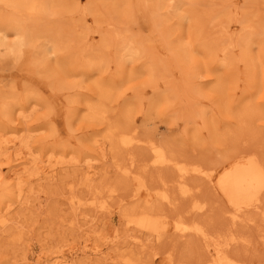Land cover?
<instances>
[{"label":"bare ground","instance_id":"obj_1","mask_svg":"<svg viewBox=\"0 0 264 264\" xmlns=\"http://www.w3.org/2000/svg\"><path fill=\"white\" fill-rule=\"evenodd\" d=\"M97 1L99 0H85L82 4L81 0H70V2L68 0H0L1 60L12 58L14 66L18 64V67H22L26 64L29 71H34L41 78L57 79L65 69H72L74 74L79 72L80 75H84L93 71L101 75L105 73V68L110 70V64H113L116 74L121 76L125 73L126 62L138 61L146 65V69L151 72L150 81L152 84L154 82V88L157 86L154 68L158 66V61L154 56L155 47L151 46L147 38L150 35L141 42L124 36L123 31L121 32L113 24L112 16H108L119 11L126 12L123 16L117 17L120 21L127 18L133 21L141 17L148 19V25L151 27L148 34L157 33L169 55L166 66L170 65L171 60L176 69L181 71V85L178 90L179 95L186 102L185 105L192 104L188 103L189 100H198L196 97L190 98L184 94L190 90V85L193 83L189 79L190 73L194 72L197 77L208 79L211 76L208 74L210 65L215 62L212 66L214 67L220 61L221 65H228L227 60L234 50L242 53L239 61H247V64L242 62L244 72L246 69L250 71L247 75L245 91L258 85L255 81L258 66L249 53L252 52L254 44L258 51H264V38L257 43L252 42L251 37H255L257 31L246 21L239 20L237 23L239 30L234 32L235 30L229 25L222 23H216L219 26L214 29L215 25L212 23L221 11L207 16L209 23L204 29L209 30L210 33L201 37L212 44L213 58L201 61L192 54L194 45L191 40L185 41L180 47L172 44L175 34L178 33L176 31L169 33L165 21L161 19V15L167 13L171 15L181 11L182 1L131 0L128 3L127 0L124 2L104 0L109 7H105L106 11ZM76 7L78 10L75 13L81 17L80 23H85L87 16H90L95 24L91 35L86 33L74 35L73 30H64L57 26V23L64 20L62 14L67 9L69 11V8ZM119 7L122 9L119 10ZM190 9L188 12H191ZM163 23H165L164 27ZM102 24H105V31L101 29ZM209 25L213 27L210 28ZM10 33L13 35L11 41ZM95 33L101 45L93 42ZM143 43L145 46H142ZM182 50L185 51L183 58L180 56ZM51 56L56 57L57 66L65 65L66 63H63L65 60L71 67L49 70L48 58ZM260 68H263L260 71L264 82L263 61L260 63ZM228 70V74L238 73L233 67ZM237 70L241 73L239 66ZM133 73L136 72L129 71L124 77L130 80ZM60 81L53 82L52 89L57 92L55 94L57 98L64 95V89L67 90L68 87L72 89V86ZM209 82L211 89L222 94L215 100L217 114H222L228 82L223 77H213ZM48 85L52 87L51 82H48ZM169 86L175 87L171 82ZM89 87L90 89L94 87L96 98L85 100L86 111L83 119L89 123L106 126L104 134L92 140L93 146L104 156L106 155L99 162L88 163L82 169H78L81 160L77 156L72 159L77 164L66 163L63 158H56L53 153H50V157H53L50 159L43 157L33 159L34 150L23 144L21 137L3 140L0 134V160L5 161L4 166L0 165V236L6 235L12 228L15 221L13 212L16 208L27 207L34 203L35 200L31 199L29 194L32 182L39 185L56 181L70 167H75L76 172L80 173L86 182L95 181L113 170L116 175L112 182L90 189L91 191L84 197L70 195L65 198V204L73 208V211L69 217L65 215L60 218L59 227L76 226L78 229L77 225L83 220L81 226H86L90 222L92 228L106 229L104 239L108 242L105 241L104 245L111 244L113 251L118 252V255L112 258L115 264H155V257H158L159 263L163 264H244L228 252L236 244L248 245L251 242L247 236L235 230L238 226L255 227L258 225L257 222H262L264 225V152L257 148L231 156L220 168H205L201 163L192 161L185 154L183 146L176 148L173 143L158 141L148 135H139L134 112L130 106H127L119 116L112 118L108 103L113 93L119 89L116 88L114 80L104 81L103 78H98L91 80ZM58 92H61L60 95ZM251 93L255 95L256 91ZM66 95L69 93L64 96ZM207 96L211 99L209 94L204 95ZM263 99L264 93L260 96V100ZM21 101L23 100H18L12 95L0 96V116L10 119L14 106ZM257 108L248 103L243 104L234 113L235 125L229 123L220 128L221 124L217 126V123L213 122L212 132L217 137L231 140L252 136L254 119L261 118L264 114V109ZM188 110V118H195L191 115V109ZM19 112L23 115L24 108H19ZM196 113L201 112L198 110ZM227 117L225 116L226 119ZM18 119L20 118H15L16 121ZM56 135L58 137L60 133ZM196 144L197 137L194 136L193 145ZM106 159L111 160L109 170L105 167ZM164 170L170 173L165 174ZM150 171L156 173L151 175ZM192 178L203 180L215 189L225 204V208L219 210L220 215L217 217L220 220L227 219L229 226L215 229L213 218L197 217L207 214L214 207L215 201L208 197H199L200 186L194 183ZM86 212L91 215L84 216ZM251 213L257 216H251ZM84 232L89 236L88 228H85ZM124 233H129L128 239ZM54 234L60 235L56 232ZM258 234L264 244V228L258 230ZM10 237L14 243L21 240L19 234ZM158 244L159 247L149 250ZM178 249L184 252L187 260L184 258L175 260ZM83 252L92 256V259L86 262L79 261L75 257L65 258L61 253L52 258L46 256L44 261L38 259L37 263H112L103 254V248L100 246L84 249ZM27 259L28 256L25 257V260Z\"/></svg>","mask_w":264,"mask_h":264},{"label":"rangeland","instance_id":"obj_2","mask_svg":"<svg viewBox=\"0 0 264 264\" xmlns=\"http://www.w3.org/2000/svg\"><path fill=\"white\" fill-rule=\"evenodd\" d=\"M81 1L82 4L85 2V0ZM122 1L124 2V0ZM129 1L131 2V0H127L128 3ZM178 1L183 3L181 11L174 12L171 15L169 13L161 15V19L165 21L169 33L174 31L178 33L175 34V40H172V44L180 47L185 41L189 42L191 40L194 45L192 54L201 61L213 58L211 57L212 44L205 41L201 36L210 33L209 30L204 29V26L209 23L207 16L218 11H221L220 15L212 23L215 25L214 29L219 26L216 23H222L229 25L236 32L239 30L238 21L244 20L253 25L257 31L255 37H251L252 42L257 43L264 38V0ZM97 2L104 8V11H106L105 7L109 8L106 1L99 0ZM101 6L100 8H102ZM189 8H191V12H188ZM118 9L121 10L122 8L119 7ZM77 10L78 7L75 9L69 8V11L67 9L62 14L64 20L57 23V26L64 30H73L74 35L80 33L91 35L95 24L90 16H87L85 23L82 21L80 23L79 19L81 17L75 13ZM125 13L115 11L113 15L109 14L108 16H112L113 24L121 32L123 31L124 36L132 37L139 42L149 38L148 41L151 46L155 47L153 49L154 56L158 61V66L154 68V75H157V86L153 88L154 82L152 84L150 81L152 78L151 72L146 69V65L138 61L126 62L125 73L121 76L116 74L113 64H110V70L105 68V73H101V75L93 71L80 75L79 72L72 73V69H65L57 79L54 77L41 78L34 71H29L26 64L18 67V64L13 65L12 58H5V60L0 58V96L8 97L12 95L17 97L18 100H23L14 106L10 119L0 116L2 139L12 140L21 137L22 143L27 144L28 147L34 150L33 159L39 157L50 159L53 158L50 157V153H53L56 158H63L62 160L66 163L77 164V162L72 161L77 156L81 160L78 169H82L88 163H97L101 158L104 159L106 155L104 156L101 151L93 146L92 140L104 134L106 126L89 123L83 119V114L86 111L84 109L85 100L96 98L94 87L92 89L89 87L91 80L103 78L104 81L114 80L116 88L119 87L108 103L112 118H116L127 106H130L134 112L135 125L139 135H148L158 141L173 143L176 148L183 146L185 154L192 161L201 163L205 168H220L231 156L250 152L257 148L264 152V114L261 118L254 119L253 135L245 139H222L212 132L213 127L211 126L213 122H216L217 126L221 124L220 128L229 123L235 125L233 123L235 121L234 113L245 103L256 106L257 109H264V99L260 100V96L264 93L263 75L261 73L263 68H260V63L264 62V51H258L256 44H254L252 52L249 53L258 66L256 77L259 82L255 80L258 84L256 87L245 91L247 75L250 71L246 69L244 72L242 62L247 64V61H239L238 59L242 53L240 54L239 50H234L227 60L228 65H221V61L214 67L212 66L215 62L210 65V73L208 74L211 76L208 79L199 78L194 72L190 73L189 79L193 83L190 85V90L184 94L186 97H196L198 100H189L188 103L192 104L185 105L186 102L179 95L178 90L181 85V71L176 69L171 60L170 65L166 66L169 55L161 43V38L157 33L148 34L151 29L148 25V19L142 17L135 21L130 18L124 19V21L117 19ZM204 13L206 15H203ZM180 16L183 17L180 18ZM165 23H163V27ZM150 24L152 25V23ZM102 26L101 29L105 31V24H102ZM209 26H211L210 28L213 27L212 25ZM147 35L150 36L147 37ZM93 36V42L99 43L98 35L95 33ZM12 39L13 35L10 33L9 40ZM99 44L101 45V43ZM142 46H145V44L143 43ZM180 56L182 58L185 56L184 50L180 52ZM56 62V57L51 56L48 58L49 70L71 67L68 61L64 60L63 63L66 64L63 66H57ZM237 66H239L241 73L237 70ZM230 67H233L238 73L228 74V68ZM198 69L201 71L200 68ZM129 71L136 72L133 73L130 80L124 77ZM213 77H223L228 82V91L224 94L223 99L222 114H217L215 104V100L220 98L222 94L211 89V85H209V81ZM54 81L72 86V89L69 87L67 89L70 91L64 89V95L66 93H69V95L61 96V92H58L60 98H57L55 96L57 92L52 89ZM48 82L52 83V87L48 85ZM169 82L173 83L175 87L170 88ZM255 91V95L251 93ZM78 92L81 94H77ZM205 94H209L211 99L209 96L204 97ZM22 107L24 108L23 115L19 112V108ZM189 108L192 112L191 115H194L195 118H188ZM198 110L201 113H196ZM225 116H228V119ZM16 117L20 119L16 121ZM57 133H60V136L57 137ZM71 136L73 138H70ZM194 136L197 137L196 145H193ZM135 152L139 153L138 151ZM110 161L106 159L105 167L108 170L110 169ZM4 163V160H0V165L4 166ZM75 169V167H70L56 181L47 184L31 183L32 188L29 194L30 198L35 201L27 207H18L14 210L15 221L12 228L8 230L6 235L0 236V264H38V259L44 261L46 256L52 258L61 253L64 254L65 258L75 257L76 260L86 262L88 259H92V256L83 251L94 246L103 248V254L108 257L110 263L112 258L118 255V252L113 251L111 244L104 245L105 241L108 242L107 239H104L107 230L102 227L92 228L90 222L86 226H81L83 220L77 225L79 226L78 229L76 226H58L60 218L65 215L69 217L73 211V208L65 204L66 197L70 195L84 197L92 189L112 182L116 175L112 170L105 176L103 174L98 177L95 181L86 182ZM163 172L165 174L170 173L167 170ZM155 173L156 171L149 172L151 175ZM192 180L200 186L199 197H208L215 201L214 207L207 214L198 215L197 217L203 219L213 218L215 229H224L229 226L227 219L220 220L217 217L220 215L219 210L222 207L225 208V204L215 189L203 180L194 178ZM90 215L89 212L84 214V216ZM250 215L257 216L254 213ZM257 224L255 227L242 225L235 229L240 234L247 236L251 242L248 245L236 244L229 249L228 253L237 257L244 264H264V244L258 237V230L263 229L264 225L262 222H257ZM85 228L90 230L89 236L85 234ZM55 232L60 235L56 236ZM13 234H19L21 240L19 239L17 243L12 242L10 236ZM128 234L124 233L126 237ZM85 245L88 247L84 248ZM159 246L160 244L151 247L149 250ZM26 256H28L27 260H25ZM145 258L147 260V257ZM181 258L187 260L184 252L178 249L175 260H181ZM154 259L155 264H163L159 263L158 257ZM41 264H49V262ZM102 264L106 263L102 262ZM111 264H115V262Z\"/></svg>","mask_w":264,"mask_h":264}]
</instances>
